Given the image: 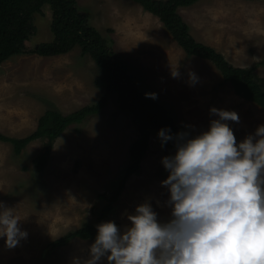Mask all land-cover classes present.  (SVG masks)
<instances>
[{
  "label": "rangeland",
  "instance_id": "374dc122",
  "mask_svg": "<svg viewBox=\"0 0 264 264\" xmlns=\"http://www.w3.org/2000/svg\"><path fill=\"white\" fill-rule=\"evenodd\" d=\"M77 2L89 23L128 61L139 90L155 92L156 98L149 100L194 134L207 128L212 106L238 113L239 122L229 121L238 142L264 124V109L235 93L213 62L188 56L159 18L140 4ZM179 12L198 41L216 48L235 66L254 68L264 86V0H199ZM33 22L36 33L26 41L25 52L0 64V133L10 137L33 133L47 111L68 115L104 94L96 84L99 66L89 54L82 55L79 46L59 55L31 52L35 45L54 39L49 5L34 15ZM190 72L199 78L195 84ZM157 132L150 136L139 172L121 186V196L104 221L130 224L126 214L147 198L160 218L169 216L167 188L160 183L168 173L161 157L174 149L162 147ZM139 136L133 114L122 110L118 97L111 95L101 113L64 130L40 173L35 159L47 138L31 141L20 153L0 140V201L15 207L28 233L12 248L0 238V264H74V258L86 259L91 239L75 238L56 248L49 243L98 221L132 160L131 145Z\"/></svg>",
  "mask_w": 264,
  "mask_h": 264
},
{
  "label": "clouds",
  "instance_id": "9594fccd",
  "mask_svg": "<svg viewBox=\"0 0 264 264\" xmlns=\"http://www.w3.org/2000/svg\"><path fill=\"white\" fill-rule=\"evenodd\" d=\"M189 77L198 82L195 72ZM209 112L207 128L195 134L187 127L157 132L162 147L172 141L175 149L161 157L169 216L160 218L146 199L126 214L130 224L98 223L88 257L74 264H264V124L238 142L229 124L238 113ZM21 218L0 201V238L9 248L27 238Z\"/></svg>",
  "mask_w": 264,
  "mask_h": 264
},
{
  "label": "trees",
  "instance_id": "16d2710c",
  "mask_svg": "<svg viewBox=\"0 0 264 264\" xmlns=\"http://www.w3.org/2000/svg\"><path fill=\"white\" fill-rule=\"evenodd\" d=\"M132 1L157 16L188 56L213 62L222 74L223 80L232 85L235 93L264 109V86L256 78L254 68L233 65L223 53L198 41L192 35L179 9L191 6L199 0ZM45 5H49L52 10L51 30L54 39L35 45L31 52L45 56L59 55L79 46L81 54H89L99 66L101 76L96 79V84L103 89L104 94L97 102L68 115L57 109L47 111L40 117L37 129L26 137L16 138L0 133V140L10 142L15 152L20 153L31 141L47 138L42 153L35 159L37 172L40 173L54 148L55 141L64 130L73 122L82 123L88 116L101 113L111 95L118 97L122 110L133 114L140 129L139 138L131 145L132 160L122 171L118 188L114 189L109 197L108 204L102 209L98 221L86 223L51 241L49 246L56 248L68 244L75 238L94 241L96 225L108 217L115 199L121 196V186H124L125 181L132 174L139 172L140 164L150 147L152 132L168 126L175 133L185 129L186 126L168 116L158 104L149 100L145 93L139 90L131 76L128 61L120 56L97 28L89 23L87 17L78 8L77 0H0V64L12 56L25 52L26 41L36 33L34 15L40 13ZM166 144L174 149L172 141ZM105 264H108L106 259Z\"/></svg>",
  "mask_w": 264,
  "mask_h": 264
},
{
  "label": "bare ground",
  "instance_id": "6f19581e",
  "mask_svg": "<svg viewBox=\"0 0 264 264\" xmlns=\"http://www.w3.org/2000/svg\"><path fill=\"white\" fill-rule=\"evenodd\" d=\"M147 200H148V198H147ZM145 201V200H144ZM150 201V200H149Z\"/></svg>",
  "mask_w": 264,
  "mask_h": 264
}]
</instances>
